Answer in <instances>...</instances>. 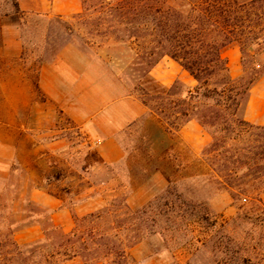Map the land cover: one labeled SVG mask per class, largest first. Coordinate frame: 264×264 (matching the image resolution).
Segmentation results:
<instances>
[{
  "label": "rangeland",
  "instance_id": "obj_1",
  "mask_svg": "<svg viewBox=\"0 0 264 264\" xmlns=\"http://www.w3.org/2000/svg\"><path fill=\"white\" fill-rule=\"evenodd\" d=\"M5 14L20 23L22 51L12 59L0 57V264H22L25 249L24 256L16 254L12 242L33 243H19L15 234L34 224L41 225L43 236L39 240L44 239L42 244L47 248L56 243L60 233L73 229L78 230L77 236L86 237L89 224L80 219L87 214L79 208L90 196L101 206L93 213H104L102 229L108 230L112 223L117 227L106 236L110 246L99 250L101 257H109L100 264L118 260L125 246L123 264H241L235 259L236 250L252 264H264V222L254 218L264 214V191L248 194L244 201L219 188L204 154L211 137L203 146L179 136L173 143H161L157 135L147 134L136 122L121 135L129 160L104 165L76 124L37 86L41 63L53 60L68 42L99 59L105 73L140 100L134 89L137 84L149 91L156 85L169 86L159 83L151 73L139 82L142 67L131 63L134 51L99 36L91 39L93 44L84 45L82 37H92L86 34L90 26L76 15L19 20L17 0H0V16ZM255 49L242 53L235 44L224 55L229 61L236 59L241 75H247L245 67L254 63L264 72V49L257 53ZM190 81L184 83L191 85ZM59 138L71 141L74 147L61 154L47 151L45 144ZM161 147L167 149L165 161ZM157 169L163 177H171L170 181H148ZM145 183L144 195L138 198L142 204L132 207L129 197ZM36 189L61 199L71 210V230L52 229L51 210L34 200ZM254 197H260L261 202ZM244 214L250 218L233 221ZM68 264H81V260Z\"/></svg>",
  "mask_w": 264,
  "mask_h": 264
},
{
  "label": "trees",
  "instance_id": "obj_2",
  "mask_svg": "<svg viewBox=\"0 0 264 264\" xmlns=\"http://www.w3.org/2000/svg\"><path fill=\"white\" fill-rule=\"evenodd\" d=\"M82 6L75 17L90 26L86 34L92 36L82 37L83 44H93L91 39L99 36L127 45L134 51L131 63L142 67L139 82L166 56L196 81L193 87L178 79L170 86L156 85L152 91L142 83L134 89L148 112L171 134L196 120L210 135L204 154L219 188L244 201L248 194L264 191V123L255 125L244 118L250 90L264 72L254 63L245 67L247 75L233 78L224 55L235 44L242 53L254 47L256 53L264 49V0H82ZM253 200L261 202L260 197ZM124 207L129 212L127 204ZM103 215L89 213L80 219L89 224L86 237L77 236L78 230L73 229L60 233L50 248L42 244L44 239L27 245L13 241L14 252L23 255L25 249L22 264L108 261V255L101 257L99 250L110 246L106 236L117 227L112 223L108 230L102 229ZM239 218L250 217L244 214L233 221ZM254 218L264 222V214ZM125 248L112 264H123ZM240 255L236 250L237 261L252 264Z\"/></svg>",
  "mask_w": 264,
  "mask_h": 264
},
{
  "label": "crops",
  "instance_id": "obj_3",
  "mask_svg": "<svg viewBox=\"0 0 264 264\" xmlns=\"http://www.w3.org/2000/svg\"><path fill=\"white\" fill-rule=\"evenodd\" d=\"M20 14L19 20L26 16L46 18H66L82 11V0H17ZM12 15L0 16V57L12 59L19 56L22 43L19 36V21L13 20ZM236 60V59H235ZM229 61L230 74L239 77L237 61ZM17 61V60H16ZM15 62V61H14ZM151 74L159 83L171 85L175 80L190 81L193 87L196 81L174 60L162 58ZM36 82L39 90L59 111L76 124L85 135L98 160L104 165H119L126 163L129 156L123 146L121 135L132 124L140 122L148 134L157 135L161 143H173L180 138H191L203 146L210 140V135L196 120H190L179 132L171 134L160 119L150 114L141 100L126 92L124 87L114 82L105 73L102 63L82 51L75 43L68 42L57 51L55 58L42 62L36 72ZM186 84V83H185ZM244 118L248 122L261 125L264 123V75L252 86ZM149 131V132H148ZM147 134L145 136H147ZM74 147L65 138L55 139L45 144L50 153H66V149ZM161 150L163 161L166 157V147ZM145 169H143L144 171ZM147 180H166L159 170H155ZM145 184H141L129 197V205L137 207L138 201L144 195ZM34 200L51 210L53 226L66 232L73 228L72 212L63 201L51 194L36 189ZM101 208L98 201L90 196L79 208L82 214L93 213ZM43 232L40 224H34L15 234L19 243L41 239Z\"/></svg>",
  "mask_w": 264,
  "mask_h": 264
}]
</instances>
